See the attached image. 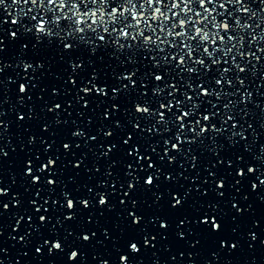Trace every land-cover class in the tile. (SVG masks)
I'll return each mask as SVG.
<instances>
[{"label": "snow or ice", "instance_id": "1", "mask_svg": "<svg viewBox=\"0 0 264 264\" xmlns=\"http://www.w3.org/2000/svg\"><path fill=\"white\" fill-rule=\"evenodd\" d=\"M0 264H264V0H0Z\"/></svg>", "mask_w": 264, "mask_h": 264}]
</instances>
